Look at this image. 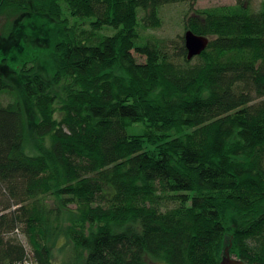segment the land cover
<instances>
[{"label":"trees","instance_id":"trees-1","mask_svg":"<svg viewBox=\"0 0 264 264\" xmlns=\"http://www.w3.org/2000/svg\"><path fill=\"white\" fill-rule=\"evenodd\" d=\"M196 1L0 0V264H264V1Z\"/></svg>","mask_w":264,"mask_h":264},{"label":"rangeland","instance_id":"rangeland-1","mask_svg":"<svg viewBox=\"0 0 264 264\" xmlns=\"http://www.w3.org/2000/svg\"><path fill=\"white\" fill-rule=\"evenodd\" d=\"M249 1L253 8L260 9L261 3L264 0H243ZM237 0H197L194 3L195 8L204 9L221 5L235 4ZM190 6L188 2H176L162 6L160 8V15L163 19V24L160 27L149 29L148 34L162 38H177L179 34L184 35V20L187 14L190 13ZM7 18L0 16V30L6 23ZM135 57L138 60L143 61L145 57L141 56L134 51ZM23 60V57H21ZM146 127L144 123H134L128 126V132L130 134H141L145 131ZM175 202H166L165 208L174 207ZM21 238L26 241L25 236L22 234Z\"/></svg>","mask_w":264,"mask_h":264},{"label":"water","instance_id":"water-1","mask_svg":"<svg viewBox=\"0 0 264 264\" xmlns=\"http://www.w3.org/2000/svg\"><path fill=\"white\" fill-rule=\"evenodd\" d=\"M184 41L187 49V59L192 60L200 55L209 45L210 38L204 35L196 34L193 30L187 29L184 33ZM222 264H249L242 259L233 258L228 251L222 261Z\"/></svg>","mask_w":264,"mask_h":264},{"label":"built area","instance_id":"built-area-1","mask_svg":"<svg viewBox=\"0 0 264 264\" xmlns=\"http://www.w3.org/2000/svg\"><path fill=\"white\" fill-rule=\"evenodd\" d=\"M15 264H33L32 260H26L24 262H19V263H15Z\"/></svg>","mask_w":264,"mask_h":264}]
</instances>
